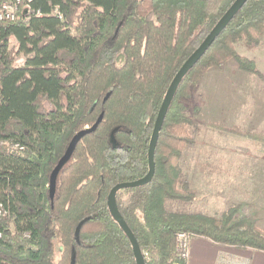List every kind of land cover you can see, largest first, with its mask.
<instances>
[{"label":"trees","instance_id":"trees-1","mask_svg":"<svg viewBox=\"0 0 264 264\" xmlns=\"http://www.w3.org/2000/svg\"><path fill=\"white\" fill-rule=\"evenodd\" d=\"M233 1L21 0L19 19L0 20V264H137L108 192L147 173L164 93ZM263 33L264 0H247L178 84L151 180L116 193L144 264H187L175 250L179 231L264 250V229L236 207L220 217L171 207L194 197L179 163L200 111L194 93L207 70L228 60L264 78L236 49L254 51ZM99 117L50 197L51 170L72 136Z\"/></svg>","mask_w":264,"mask_h":264},{"label":"rangeland","instance_id":"rangeland-1","mask_svg":"<svg viewBox=\"0 0 264 264\" xmlns=\"http://www.w3.org/2000/svg\"><path fill=\"white\" fill-rule=\"evenodd\" d=\"M236 49L253 58L264 75V34L254 51L240 44ZM23 60L19 55L18 62ZM240 74L228 60L207 70L194 93L200 111L194 115L193 141L179 160L194 197L171 207L215 217L236 207L264 229V78Z\"/></svg>","mask_w":264,"mask_h":264},{"label":"water","instance_id":"water-1","mask_svg":"<svg viewBox=\"0 0 264 264\" xmlns=\"http://www.w3.org/2000/svg\"><path fill=\"white\" fill-rule=\"evenodd\" d=\"M246 1L247 0H234L229 5V7L216 21V23L209 30V32L206 34L203 40L199 43V45L182 62V64L179 66L174 76L172 77L164 93V96L162 98L156 118L154 120L152 131H151V136H150V141H149V146H148V151H147V158H148L147 173L143 177L135 179V180L118 182L115 185H113L108 192V195H107L108 209L111 215L113 216V218L118 222V224L121 226V228L126 233L128 239L130 240L137 264H144V258H143L140 247L137 243V240L133 232L131 231L127 223L125 222L121 213L119 212V209L116 203V193L123 188L144 185L151 180L154 174V149L156 146V142L159 136V132H160L164 117L173 99V96L176 92L178 84L180 83L183 76H185L186 73L190 70V68L201 58V56L205 53L208 47L213 43L216 37L219 36V34L226 28L230 20L240 10V8L245 4ZM100 119L101 117H99L97 121L91 127L89 128L86 127V128H83L77 131L70 139L68 145L66 146L64 153L58 159L56 165L53 167V169L50 172V175H49V195L50 197H53L54 195L56 179H57V174L59 170L71 157L72 152L77 142L79 141V139L87 132L94 130Z\"/></svg>","mask_w":264,"mask_h":264},{"label":"crops","instance_id":"crops-1","mask_svg":"<svg viewBox=\"0 0 264 264\" xmlns=\"http://www.w3.org/2000/svg\"><path fill=\"white\" fill-rule=\"evenodd\" d=\"M241 73L247 72L241 71ZM186 262L187 264H264V250L217 244L204 236L194 235L189 241Z\"/></svg>","mask_w":264,"mask_h":264},{"label":"built area","instance_id":"built-area-1","mask_svg":"<svg viewBox=\"0 0 264 264\" xmlns=\"http://www.w3.org/2000/svg\"><path fill=\"white\" fill-rule=\"evenodd\" d=\"M21 0L3 1L0 3V20H17L20 18V13L16 10L17 5L21 4ZM24 11H29L28 4H24ZM191 235L185 231L176 233L175 250L179 256H187L188 246Z\"/></svg>","mask_w":264,"mask_h":264}]
</instances>
